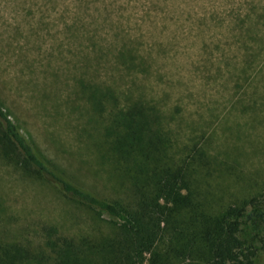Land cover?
Returning <instances> with one entry per match:
<instances>
[{
  "label": "rangeland",
  "instance_id": "1",
  "mask_svg": "<svg viewBox=\"0 0 264 264\" xmlns=\"http://www.w3.org/2000/svg\"><path fill=\"white\" fill-rule=\"evenodd\" d=\"M97 88L116 97L101 111ZM131 99L158 109L194 202L219 209L259 194L264 0H0V103L66 177L106 198L127 191L103 128ZM97 213L0 161V242H34L43 224L77 235L119 223ZM263 229L241 226L254 264H264Z\"/></svg>",
  "mask_w": 264,
  "mask_h": 264
},
{
  "label": "trees",
  "instance_id": "2",
  "mask_svg": "<svg viewBox=\"0 0 264 264\" xmlns=\"http://www.w3.org/2000/svg\"><path fill=\"white\" fill-rule=\"evenodd\" d=\"M89 97L99 111L104 98L116 99L109 88H97ZM103 134L126 180L123 198L100 196L66 177L0 103L4 165L23 178L46 182L86 212L96 210L97 218L104 212L119 221H111L106 232L77 235L43 224L34 242H0V264H144L145 253L149 264H254L255 248L241 236V226L247 219L264 227V187L219 209L194 202L187 162L182 166L170 153V134L158 109L142 99L113 106Z\"/></svg>",
  "mask_w": 264,
  "mask_h": 264
}]
</instances>
